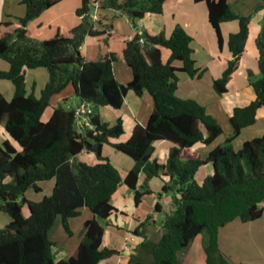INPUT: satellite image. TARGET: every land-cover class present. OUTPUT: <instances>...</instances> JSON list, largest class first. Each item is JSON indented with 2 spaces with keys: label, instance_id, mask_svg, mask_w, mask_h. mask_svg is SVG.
<instances>
[{
  "label": "trees",
  "instance_id": "obj_1",
  "mask_svg": "<svg viewBox=\"0 0 264 264\" xmlns=\"http://www.w3.org/2000/svg\"><path fill=\"white\" fill-rule=\"evenodd\" d=\"M60 1L20 0L26 6L25 16L0 21V57L9 63L8 70H0V79L10 80L15 89L11 100L0 93V125L12 138L0 144V210L11 218L0 229V264H100L119 254L117 249L102 246L105 227L101 221L116 212L112 197L126 184L135 190L139 203L151 191L150 180L158 176L169 177L162 192L172 195V209L161 222L163 232L157 240L146 233L152 216L133 231L143 241L128 264H184L191 242L203 232L207 233L206 264H229V257L219 247L220 229L236 219L257 220L264 212V134L246 140L239 149L233 144L244 128L256 123L264 107V28L257 37L261 76L257 78L248 71L256 98L234 108L229 119L231 135L224 144L204 154L195 146L212 144L223 129L203 104L177 92L179 72L201 78L205 71L194 57L193 37L180 26L170 36L164 32L137 34L124 49L133 78L123 84L113 70L115 53L87 60L80 46H74L78 27L46 40L32 37L29 23ZM166 1L102 0V5L132 12L133 20H137L147 13H163ZM197 1L206 3L220 47L221 24L233 20L239 23V30L231 33L228 40L232 58L227 60L222 76L213 82L216 93L224 95L241 66L252 16L235 12L228 0ZM93 8V0H81L76 11L89 21L82 41L86 34L103 33L94 29ZM161 47L171 50L166 63L161 58ZM177 61L182 63L180 67L175 65ZM39 67L48 70L49 79L40 96H36L27 93L26 70ZM69 86L83 102L94 105L89 116L93 128H85V133L79 131L74 107L59 105L47 121L42 119L52 97ZM129 91L137 96L150 92L154 109L147 123L137 124L126 141H115L124 133L122 120L115 125L103 122L98 108L121 109ZM157 141L169 143L164 162L152 158ZM106 143L130 156L134 167L127 171L116 167L103 155ZM83 152L93 155V161L80 160ZM208 164L213 172L199 180V170ZM141 174H145L143 191L137 189ZM52 179L55 185L50 195L39 201L26 196L30 189L41 192V183ZM84 206L94 216L85 222L77 251L58 259L49 230L61 216L66 231L72 234L69 220L79 216ZM155 210L163 212L160 202Z\"/></svg>",
  "mask_w": 264,
  "mask_h": 264
},
{
  "label": "crops",
  "instance_id": "obj_2",
  "mask_svg": "<svg viewBox=\"0 0 264 264\" xmlns=\"http://www.w3.org/2000/svg\"><path fill=\"white\" fill-rule=\"evenodd\" d=\"M93 1L94 8L92 12L93 14L97 12L99 15L98 20L95 21L93 19L94 29L101 30L103 33L99 35L86 34L84 40L81 43L80 51L83 57L87 60H96L101 55L105 56L110 52L115 53L117 55V60H115L113 63V70L119 82L127 84L133 78V71L125 60L123 54L128 41H131L137 34L144 32H148L151 35L164 32L167 36H170L174 29L180 26L193 37L192 47L194 49V57L197 61V65L198 61H200V56H195V54H197V52L200 50L203 51L204 62H201L203 64H199L198 66L205 69V71L207 70V73H205L201 78H192L185 72H179L177 92L180 96L193 98L201 104H203L207 98L212 99L217 103L218 109H221V113H226V123L228 128L230 124L229 119L234 108L236 106H244L256 98L255 91L249 83L248 71L251 70L253 73L260 72L258 65L259 51L257 48V37L259 36L260 32L258 31L255 36L256 39L254 46H256L258 54H255L254 62V59H249L247 56V47L252 36L251 34L253 29L252 20L250 22L249 35L245 45L244 54L242 56L241 66L235 72L233 79L229 84L228 92L222 95L223 98L228 99L232 96V92L235 91V95H237V99H239L231 102L229 105H225L222 103V97L214 90L213 82L215 79L222 76L227 65V60L232 58L228 40L231 33L237 32L239 30L238 21H227L221 24L223 45L220 47L216 32L209 22L208 9L204 1L167 0L164 5L163 13H147L143 18L137 20H133L132 16H130L128 12L125 13L121 10L104 7L102 5V0ZM2 2L4 6L3 8L1 7ZM228 2L235 12L246 15L245 12H240L244 9V0H228ZM6 3H9V6H7ZM20 4L21 3H19V0H0V21L23 17L26 11L25 8ZM241 5L243 6L241 7ZM80 6L81 0H61L58 4L46 9L39 17L29 23L28 27L31 31L32 37L39 40H46L54 37L58 33L66 32L76 27L79 28L81 23H83V18L79 17L76 11ZM263 23L264 11L261 14V17H258L257 21L258 26L263 25ZM170 56L171 50L166 47H161V58L163 62L166 63ZM175 65L180 67L182 63L177 61L175 62ZM8 69L9 65L0 62V70L6 71ZM48 79L49 73L46 71V69H44V67L27 69L26 89L31 83L33 93L40 96L42 89L48 82ZM0 80L9 82H0V93L3 94L7 100H11L15 92L13 83L6 79ZM241 96H244L245 100L241 99ZM70 100L80 101L74 108L79 107L83 103V101L75 94V91L71 86L52 97L51 105L45 110L42 119L47 121L51 117L54 107L59 105L64 106L63 102L68 103ZM154 105V98L150 92L146 91L142 96H137L135 92L129 91L125 97L124 105L121 109H113L109 106H101L98 108V112L101 116V120L103 122L109 123L110 125H115L119 119L122 120L124 133L118 139L113 140L126 141L130 137L134 127L137 124L145 125L147 123L149 116L154 109ZM89 106L94 109L92 103H89ZM79 123V131L83 133H85V128H93V126L86 119ZM230 130H232V127ZM261 134H264V107L259 110L256 123L244 128L233 144L234 146L239 147V145L243 144L246 140ZM7 139L12 140L9 133L0 125V144ZM217 139L212 144H210V146L214 145ZM154 146L155 150L152 158L164 162L170 148L169 143L165 141H157L155 142ZM195 148L206 154V152H204L207 150L206 145L199 143L195 146ZM102 152L103 155L108 157L116 167L123 171L130 170L135 165L134 160L130 156L126 155L128 157H121L119 155L120 151L116 150L111 144H104ZM84 154H86L90 159L84 160L80 155V160L88 162L93 161V155L88 153ZM114 156H119L121 158L120 159L118 157L120 162L114 160ZM212 172L213 168L211 164L205 165L199 170L197 178L201 180L205 175ZM144 179L145 174H141L137 189L142 191L146 189V186L144 185ZM167 180H169V177L167 176H158L152 178L149 182V189L151 191L144 194L139 203H137L135 200V190L131 189L126 184L121 185L114 193L112 197V203L116 208V212L113 213V215H111L108 219L101 221L105 227L102 246L117 249L120 251V253L101 261L100 264H128L130 256L135 252L137 253V247L143 241V237L134 234L133 231L140 223L145 221L148 216H152V218L151 223H149L147 226V236L152 239L154 229L159 230V228H161L160 235L162 234L163 228L161 225L162 221L160 220V214L169 213L172 209V200H168L169 193L162 192V187ZM54 185L55 179L42 182L41 192H36L33 189H30L27 191L26 196L31 200L32 198H30L29 192L32 190L36 194L41 195V197L38 199L39 201L45 195H50L52 193ZM147 199L150 200L149 203L146 201ZM157 202L162 204L163 212L161 213L156 212L155 210V205ZM82 208L85 214L84 217L86 218L85 221L94 216L88 207L84 206ZM88 210H90L91 215L88 213ZM75 218L76 217H73L69 220L71 230V224L74 223ZM262 218H264V213L257 220L244 222V224L250 223L249 225H238L239 223H237L236 226H246V229L251 232L252 241L257 242L259 239L264 240V223H261ZM232 222H230V224ZM228 224L220 229L219 247L231 259H239V256H236L238 255V250L232 246L230 237L222 233V229H226L227 226L230 227ZM58 225L59 228H62V231L66 232L68 235L73 234H69L66 231L62 221L61 223L58 222ZM199 236L200 235H198L189 246L184 257V264H206L203 246L204 238L199 239V241ZM81 239L78 241L69 240V243L64 247H59L56 244L55 253L57 258L61 259L74 255ZM196 240H198L197 243ZM263 258L264 256L258 257L257 260L253 259L250 264H264Z\"/></svg>",
  "mask_w": 264,
  "mask_h": 264
},
{
  "label": "rangeland",
  "instance_id": "obj_3",
  "mask_svg": "<svg viewBox=\"0 0 264 264\" xmlns=\"http://www.w3.org/2000/svg\"><path fill=\"white\" fill-rule=\"evenodd\" d=\"M244 1H245V6L243 7L244 9H243V11H240V10L239 11L240 12H245L246 15H251L252 16L251 20H252V24H253V29H252V34H251L252 36H251V38L249 40V44H248V47H247V56L249 57V59L252 58V60H253L254 57H255V54L256 53L258 54L257 48H256V46H254L255 45L254 42H255V39H256L255 36H256L258 31L261 33L263 28H264V23H263V25H260V26H258V24H257L258 17H261V14L264 11V8L258 9V7L261 4H263L264 1L263 0H244ZM19 3H21L20 0H19ZM6 5L9 6V3H6ZM20 5L22 7H24L25 11H26V6L24 4H22V3ZM242 6L243 5H241V7ZM1 7L2 8L4 7L3 6V2H2V6ZM25 14H26V12H25ZM98 17H99V15H98ZM37 40H39V39H37ZM197 47H199V46H197ZM196 55L200 56L199 57L200 61H198V65L199 64H203V63H201V62H204L203 61V58H204L203 57V55H204L203 51L200 50L199 52H197V54H195V56ZM0 62L4 63L6 65H9V63L6 60H3L1 58H0ZM254 62H255V59H254ZM44 69H46V68H44ZM46 71H48V70L46 69ZM205 73H207V70L202 74V77H203V75ZM254 75L257 78L261 76L260 72L259 73H254ZM6 80H8V79H6ZM0 82L1 83H9V82H6L5 80H0ZM27 90H28V94L33 92L31 83L29 84ZM235 94H236L235 91H233L232 92V96L229 97L228 99L227 98H223V96L220 95L222 97V99H223L222 103L225 104V105H229L231 102H234L235 100H238L239 98L237 99V95H235ZM36 96H38V95H36ZM241 99L245 100V97L241 96ZM79 102H80L79 100H76V101L70 100L68 103H64L63 102V105L66 108H71V107H76V104H78ZM203 104H205L204 106L206 108L207 113L211 114L214 118H216L217 121L219 122V124L221 125L222 129H223V133L221 134V136L218 137V139L214 143V145L206 146L207 150H205L204 152L207 153L208 150H211L213 148V146H215L216 144H224L226 139L231 135L232 130H230V128H231L230 124H229V128L227 127V123H226L227 122V115H226V113L225 112L221 113L222 111H221V109H218L217 103L215 101H213L212 99L207 98L203 102ZM249 129H251V128H249ZM261 135H259V136H261ZM240 140H241V138H240ZM241 145H239V147L234 146V148L235 149H239ZM80 155H81V158L84 159V160H89L90 159L84 153L83 154L81 153ZM80 155H79V157H80ZM119 155L121 157H128V156H126V154H124L122 152H119ZM118 157L114 156L113 158H114V160H117L118 162H120L121 158L119 157L120 159H118ZM29 196H30V198H32L31 200H34V201H38V199L41 197V195L36 194L32 190L29 192ZM169 199H170V201L172 200V195L170 193H169V196H168V200ZM146 201L149 203L150 200L147 199ZM147 202H145V203H147ZM83 211H84L83 208H81L80 216L76 217L74 223L71 224L72 225V233H73L72 235H68L66 232L62 231V228H59L58 222L61 223L62 220H61V216L57 217L55 223L53 224V226L49 230V236L51 235V240H53V242H55V244H57V246L64 247L66 244L69 243V240L78 241L79 239H81L83 237L84 225H85V222H86L85 221L86 218L84 217L85 214H84ZM88 211H89L88 213L91 215L90 210H88ZM25 214L27 216L29 215L27 208H25ZM164 217H165V213L164 214L163 213L160 214V220L161 221H163ZM263 219L264 218H262L261 223H264ZM10 220H11L10 216L6 212L0 210V229L6 227L9 224ZM237 223H239L238 225H249L250 224V223H245L244 224V222L242 220L236 219L231 224L230 223L228 224V225H230V227L227 226L226 229H222V233L225 234L226 236L230 237V240L232 242V246L235 249L238 250V255H236V256H239L238 257L239 259H231L228 256L229 259H230L229 260L230 261L229 264H250L253 261V259L257 260L258 257L264 256V240L259 239V241H257V242L252 241L251 232L246 229L247 227L246 226L238 227V226H236ZM160 229L161 228H159V230L158 229H154L153 235H152V239H154V241L158 239V237H159V235L161 233ZM113 231H115V230H113ZM206 236H207V233L203 232L198 237V240L204 238L203 239V243L205 244ZM66 238H68V239H66ZM258 238H260V237H258ZM198 240H196V243L198 242ZM150 258H152V257H150ZM263 260H264V258H263Z\"/></svg>",
  "mask_w": 264,
  "mask_h": 264
},
{
  "label": "built area",
  "instance_id": "obj_4",
  "mask_svg": "<svg viewBox=\"0 0 264 264\" xmlns=\"http://www.w3.org/2000/svg\"><path fill=\"white\" fill-rule=\"evenodd\" d=\"M93 19L96 21L99 19L97 12L93 14ZM143 43L144 40L141 39ZM81 47V45H80ZM93 112V109L89 106L88 102H83L79 107L76 108V114L79 122H83L85 119L89 121V116Z\"/></svg>",
  "mask_w": 264,
  "mask_h": 264
},
{
  "label": "water",
  "instance_id": "obj_5",
  "mask_svg": "<svg viewBox=\"0 0 264 264\" xmlns=\"http://www.w3.org/2000/svg\"><path fill=\"white\" fill-rule=\"evenodd\" d=\"M130 16H133L132 12H128ZM89 25V21L87 16L83 18V24L78 28V33L76 37V42L74 44L75 47L80 46L82 43V36L85 32L86 27Z\"/></svg>",
  "mask_w": 264,
  "mask_h": 264
}]
</instances>
